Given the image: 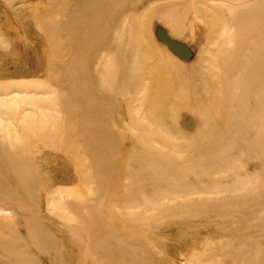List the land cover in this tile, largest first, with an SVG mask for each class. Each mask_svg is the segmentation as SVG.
I'll list each match as a JSON object with an SVG mask.
<instances>
[{
  "label": "rangeland",
  "instance_id": "rangeland-1",
  "mask_svg": "<svg viewBox=\"0 0 264 264\" xmlns=\"http://www.w3.org/2000/svg\"><path fill=\"white\" fill-rule=\"evenodd\" d=\"M80 5L0 0V264H264V0Z\"/></svg>",
  "mask_w": 264,
  "mask_h": 264
},
{
  "label": "bare ground",
  "instance_id": "bare-ground-1",
  "mask_svg": "<svg viewBox=\"0 0 264 264\" xmlns=\"http://www.w3.org/2000/svg\"><path fill=\"white\" fill-rule=\"evenodd\" d=\"M92 0H84V3L86 4V7L89 6V4L91 3ZM86 7H82L81 5L78 6V8L75 9V13H72L67 22L69 21L70 25L73 26V27H80V21L82 19H84V16H83V13H84V10L86 9ZM79 20L78 23H73L74 21L76 20ZM78 27V28H79ZM63 28V27H62ZM84 45V44H83ZM72 74H78V72H73ZM72 88V87H71ZM73 91H74V88H73ZM98 142L100 141H96V143L98 144ZM87 145L88 143H91L90 141L87 140ZM94 160L96 161V163H101V158L98 154L94 155ZM23 170V169H22ZM25 173H23L20 177H22L21 181L24 183V185L27 187L29 184H30V181L32 180V175L28 172V171H25L23 170ZM104 251L107 250L106 247H104L103 249Z\"/></svg>",
  "mask_w": 264,
  "mask_h": 264
}]
</instances>
